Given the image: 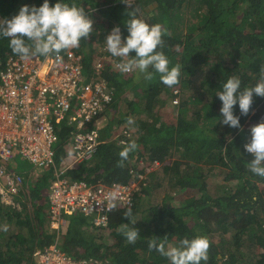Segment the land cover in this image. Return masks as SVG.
Returning <instances> with one entry per match:
<instances>
[{
	"label": "trees",
	"instance_id": "1",
	"mask_svg": "<svg viewBox=\"0 0 264 264\" xmlns=\"http://www.w3.org/2000/svg\"><path fill=\"white\" fill-rule=\"evenodd\" d=\"M57 2L49 0L50 6ZM60 2L83 6L93 20L89 39H82L76 48L85 56L86 70L104 55L94 43L106 46V36L113 27L121 28L122 39L127 37L130 13L149 25L160 23L167 28L170 35L163 37L164 47L158 50L166 54L170 67L181 66L180 83L169 88L152 69V80L137 81L135 71L122 73L113 68L115 58L105 59L103 74L114 88L110 111L100 129L106 141L92 160L67 173L92 182L127 183L133 174L146 172L139 165L146 155L153 161L170 160L176 155L177 159L163 170L154 171L155 180L145 178L144 188L134 192L135 206L144 214L141 211L149 197L166 180L180 187L183 198L177 206L171 200L173 196L166 193L159 204L149 206V214L141 219L145 228L139 230L140 238L134 244L127 243L120 232L121 225L129 222L124 216L127 209H115L105 227L93 226L87 217L67 218L66 230L63 226L59 235L61 249L76 257L108 258L116 264H170L168 258L149 250L150 239L166 237L168 247L178 246L184 238L206 236L210 241L209 259L201 264H264V177L250 171L254 157L244 149L251 140L250 123H259L264 115V97L254 95L247 116L240 114L238 103L234 106L241 125L236 129L219 123L223 119L222 102L216 95L231 76L241 79L242 88L259 81L264 67V0H126L127 5L122 0ZM25 4L39 7L43 0H0V19H10ZM11 55L18 56L9 47V40L0 37V63ZM128 85L133 99L127 102L128 111L117 114ZM169 107L174 122L161 113ZM196 109L198 117L194 115ZM129 117L134 124H127ZM60 140L58 165L67 155L65 129L59 131ZM131 141L138 148L123 167H118L119 152ZM52 172L42 171L36 186L24 188L26 206L20 198L21 210L0 202V264H30L37 247L54 241L56 230L43 232L49 213V207L44 212L43 203L49 200L48 194H40ZM214 176L220 177L218 182L223 185L216 191L210 188ZM30 207L36 214H29ZM102 231H108V239Z\"/></svg>",
	"mask_w": 264,
	"mask_h": 264
},
{
	"label": "built area",
	"instance_id": "2",
	"mask_svg": "<svg viewBox=\"0 0 264 264\" xmlns=\"http://www.w3.org/2000/svg\"><path fill=\"white\" fill-rule=\"evenodd\" d=\"M105 59V54L96 58L86 70L84 54L74 48L62 51L59 58L55 53L26 60L11 55L0 63V202L22 209L18 198L23 197L28 183L24 173L14 169L17 155L41 172L53 170L48 216L57 235L53 244L36 248V264H116L108 258L76 257L58 247L66 214L79 210L93 226L105 227L114 211L110 210V194H118L116 209H133L134 192L141 188L142 173L133 174L127 183L111 184L67 173L92 160L106 141L100 129L110 111L114 88L103 74ZM120 62L113 59V68L118 70ZM64 129L69 143L67 155L58 165L53 145ZM123 134L129 135L126 130Z\"/></svg>",
	"mask_w": 264,
	"mask_h": 264
},
{
	"label": "clouds",
	"instance_id": "3",
	"mask_svg": "<svg viewBox=\"0 0 264 264\" xmlns=\"http://www.w3.org/2000/svg\"><path fill=\"white\" fill-rule=\"evenodd\" d=\"M122 2L127 5L126 0ZM129 15L132 18L126 24L129 33L127 37L122 39L119 26L113 27L106 36L107 51L113 57L127 58L116 65L117 69L122 73L135 71L137 81L152 80L154 71L159 74L160 82L165 86L171 88L178 85L181 66L176 64L170 67L166 54L158 50L164 47L163 37L170 35L167 28L160 23L149 25L134 14ZM92 31L93 20L86 14L83 6L61 3L60 0L54 6H50L49 0H43L39 7L22 5L17 14L0 22V37L8 39L12 52L25 60L37 55L48 57L53 53L59 58L62 51L79 48L80 41L89 39ZM131 52L135 55L131 56ZM241 85L240 78L231 76L223 84V90L216 94L222 102L220 113L223 119L219 121L222 125L239 129L240 117L234 115V106L238 103L240 114L247 116L254 95L264 97V67L261 68L259 81L254 86L242 88ZM134 123V119L129 117L127 124ZM137 148L135 141L127 143L119 152L121 159L117 166L123 167L124 161ZM244 149L254 157L249 163L250 171L264 177V122L251 127V140L244 145ZM117 199L116 192L110 194V210L116 209ZM124 216L131 225L137 222L131 208L127 209ZM65 218L67 219L66 216ZM120 232L129 244L136 243L140 238L139 230L129 224H122ZM166 243V237L163 240L153 238L148 241V248L168 258L170 264H201L209 259L210 241L206 236L184 238L179 241L178 246L166 247Z\"/></svg>",
	"mask_w": 264,
	"mask_h": 264
},
{
	"label": "rangeland",
	"instance_id": "4",
	"mask_svg": "<svg viewBox=\"0 0 264 264\" xmlns=\"http://www.w3.org/2000/svg\"><path fill=\"white\" fill-rule=\"evenodd\" d=\"M152 5L149 6V8H151ZM0 22H2V20L0 19ZM95 46L97 49L99 50H103V53L105 54V58L106 59H113V58H117V57H113L106 49V46L105 45H99V43L95 42L94 43ZM136 76H137V73H136ZM136 76L134 77V79H136ZM126 90V93L124 92L123 93V98L122 100L119 102V108H118V112L117 114H123L125 113L126 111H128V108H127V102L131 99H133V93H131V86L128 85L125 87L124 91ZM177 101H174L172 102L173 105L176 103ZM173 109L171 107H169V109H164V110H161V113L163 114V116L165 115V117L167 118L168 121L170 122H174L173 120V116H171V111ZM194 115L196 117H198L200 115V112L196 109L194 111ZM260 122H264V118H262ZM258 123L256 122H251L250 123V128L254 125H256ZM61 143L62 141H58L56 143H54L53 147L56 149V152H57V149L59 148V146H61ZM146 158H149L148 155H146L144 158H141L139 160V165L141 166H144L145 168V173L142 174V178L140 179H143L141 182H140V185H141V188L140 190H142L144 188V186L146 185L144 180L147 176H149V178L151 180H155V176H154V171H160V170H163L164 169V166L168 165V164H171L172 161H175L177 159V156H172L170 160H161V159H156L155 161L153 160H149V159H146ZM158 162V164L156 163ZM13 165H14V169L16 172H23L25 177H26V181L29 185L30 188H33L34 186L37 185V182H38V175L41 174L40 172V169L32 164L31 162H29L28 160L24 159L21 155H17V159H15L13 161ZM147 168V170H146ZM50 176L48 175L47 176V179H48V182L44 184V186L41 188L40 190V194L42 195H45L47 196V194L49 193V185H50ZM41 179V178H40ZM220 179V177L218 176H214L213 177V180L211 182V185H210V188L213 189V191H216L217 189H220V188H223V185H222V182H218ZM213 185H217V187H213ZM32 190V189H30ZM166 193H168V195L170 196H173V199L172 202L175 203V204H178L177 206L180 205V203L182 202L183 198H182V192H180V187L179 186H171V184L166 180L164 182V184H162V186L159 188V190L157 191V193L151 197H149V203L146 204V206L143 207V211L141 212H144V214H141V213H138L137 211V206H135L133 209H132V212L133 214H135L134 218L135 220H137V222L135 223V225H131L130 221L127 223L129 224L130 226L132 227H135L137 228L138 230H143L142 227L145 228V225H142V217L145 216L146 214H149V206H155L157 204H159L161 202V200L163 199V196L166 195ZM33 193H30L29 197L31 198ZM24 197H26V195H24ZM19 201H20V197L18 198ZM34 199V198H33ZM22 201H23V206L25 207V199L22 197ZM160 201V202H159ZM43 208H44V212H47V207L50 206V203L49 201H46L44 200V203H43ZM27 211L29 212V214H36L35 213V209L34 207H30V209H27ZM47 214V213H46ZM45 214H43L42 216H44ZM68 215V216H67ZM66 217L68 219H77L78 217H83V218H86V216L79 210L73 212L72 214H66ZM39 219H42V218H39ZM87 219V218H86ZM44 233H48L49 231L52 232V227H51V220L49 218V216H46L45 219H44ZM64 230H66V226L64 227ZM103 235L105 236V238L108 239V231H102ZM113 241V239H112ZM54 241L51 243L53 244ZM58 247L61 249L60 247V243L58 244ZM63 251H65L63 249ZM65 253L69 254L68 252L65 251ZM34 257V256H33ZM37 263V260L36 258L34 257L33 260L30 259V264H36Z\"/></svg>",
	"mask_w": 264,
	"mask_h": 264
},
{
	"label": "crops",
	"instance_id": "5",
	"mask_svg": "<svg viewBox=\"0 0 264 264\" xmlns=\"http://www.w3.org/2000/svg\"><path fill=\"white\" fill-rule=\"evenodd\" d=\"M40 172H41V169H40ZM39 176H40V174H39ZM38 179H39V177H38Z\"/></svg>",
	"mask_w": 264,
	"mask_h": 264
},
{
	"label": "water",
	"instance_id": "6",
	"mask_svg": "<svg viewBox=\"0 0 264 264\" xmlns=\"http://www.w3.org/2000/svg\"><path fill=\"white\" fill-rule=\"evenodd\" d=\"M262 118H264V115L262 116Z\"/></svg>",
	"mask_w": 264,
	"mask_h": 264
}]
</instances>
